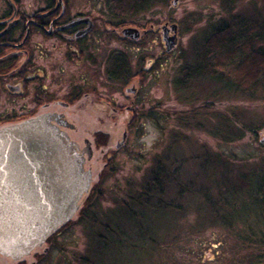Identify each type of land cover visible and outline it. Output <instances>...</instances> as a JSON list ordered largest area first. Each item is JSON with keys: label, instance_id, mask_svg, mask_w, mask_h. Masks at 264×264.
<instances>
[{"label": "rangeland", "instance_id": "obj_1", "mask_svg": "<svg viewBox=\"0 0 264 264\" xmlns=\"http://www.w3.org/2000/svg\"><path fill=\"white\" fill-rule=\"evenodd\" d=\"M170 1L150 0L148 8L119 18L145 32L137 42L121 41L118 28L101 43L102 76L94 87L118 106L133 97L134 119L125 147L93 184L85 215L51 237L41 264H264L249 261L254 250L240 242L246 232L264 230V199L257 192L264 185V67L255 77L243 67L253 57L262 65L264 0H178L173 8ZM165 22L177 26L175 48L167 53ZM225 26L236 34L226 48L229 62L213 49L207 60L215 75L196 72L203 42L213 48L211 36ZM111 57L125 66L120 82L104 76ZM238 82L247 89L235 87ZM132 87L135 95H127ZM128 121L119 120L116 129ZM150 180L159 183L160 195L144 207L140 195ZM222 180L242 188L232 209L219 207L230 224L215 222L211 212ZM119 202L132 213L117 229L110 221L122 216ZM132 214L144 216L142 226ZM202 256L210 261L202 263Z\"/></svg>", "mask_w": 264, "mask_h": 264}, {"label": "flooded vegetation", "instance_id": "obj_2", "mask_svg": "<svg viewBox=\"0 0 264 264\" xmlns=\"http://www.w3.org/2000/svg\"><path fill=\"white\" fill-rule=\"evenodd\" d=\"M172 2L173 8L178 0L173 6ZM122 4V0H0V128L48 115L51 123L75 142L83 154L84 169L97 180L101 169L106 170L111 158L125 147L127 126L135 114L133 97L128 104L118 106L113 98L100 97L94 87L102 76L97 60L103 40L115 35L118 28L138 32L137 40L120 32L124 43L137 42L145 34L132 27V21L118 22L148 8L150 0H135L131 11L127 4L120 11ZM171 26L177 29L168 22L161 27L163 45L164 27L176 40L177 30L174 33ZM175 45L176 41L173 48ZM116 53L111 51V55ZM110 60L104 76L112 83L120 82L114 75L118 58ZM131 89L132 93L125 90L127 95H135L136 89ZM125 118L129 121L116 129ZM55 119L70 126L58 125ZM124 133V142L116 149ZM86 140L89 149L85 148ZM88 199L82 202L80 217L86 213ZM51 237L20 259L0 255V264H41Z\"/></svg>", "mask_w": 264, "mask_h": 264}, {"label": "water", "instance_id": "obj_3", "mask_svg": "<svg viewBox=\"0 0 264 264\" xmlns=\"http://www.w3.org/2000/svg\"><path fill=\"white\" fill-rule=\"evenodd\" d=\"M171 29L175 33V26ZM121 33L131 40L138 38L134 29ZM167 33L164 27L165 52L175 42V36ZM260 143L264 144V137ZM85 148L89 149L88 140ZM77 150L46 114L0 128V255L13 260L28 256L79 215L98 178L84 169L83 154Z\"/></svg>", "mask_w": 264, "mask_h": 264}, {"label": "trees", "instance_id": "obj_4", "mask_svg": "<svg viewBox=\"0 0 264 264\" xmlns=\"http://www.w3.org/2000/svg\"><path fill=\"white\" fill-rule=\"evenodd\" d=\"M122 1H123V4H127L126 6L129 7L128 11H131V9L133 8L132 5L134 4L135 0H122ZM123 4L120 5V11L121 10L122 11L125 10ZM128 11H126V12H128ZM244 22H247V21H244ZM239 23H241V24H239V26H242L243 25V20L241 19V21ZM232 24H233V22L230 23V25H232ZM228 30H229L228 26L220 27V29L217 28L215 30L214 34L210 38V39L213 40V46H214L213 48H209V46L206 44V42H203V44L201 46V48H203L202 49L203 52H201L202 55L200 57L201 61L198 62V64H197L196 72L203 73V74L204 73L205 74L208 73V75H210V74L215 75V72L213 71L214 69H212L210 67L209 62L207 60V58H208L207 55H210V53L212 52L213 49L215 50L214 54H216V56L218 58L222 57L224 59V57H225L226 62L227 63L229 62V56H228V54H225L226 50H227L226 48L231 47V46L234 45L233 42L235 40V37H236L235 35L236 34L230 33V32H228ZM220 36H223L225 38V40L223 42H222V40H218L219 38H222ZM254 37H255V39L259 40V38L257 36H254ZM261 38L263 39L264 37H261ZM261 55H262V65L257 63V59L254 58V57L251 58L252 59V63H250V62H249L250 64L249 63H246V64L243 63V67L246 66V68H244L245 69V71H244L245 73L248 74L249 72H251L252 76L255 77L254 74L256 75L258 70H260L261 68L264 67V53L263 54L261 53ZM217 64H219V63H217ZM257 64H259V67H258ZM115 65H116L115 66V70H116L115 73L116 74L114 73V75H116L117 78L119 80H121L123 78L124 74H125V69H124L125 66L122 64L121 60H119V59H118V61H117V63ZM249 67L252 69V70L250 69L251 71L249 70ZM190 70L194 71L195 69L193 70L191 68H188V71H190ZM243 80L246 81L245 79H243ZM235 87H237L238 89L243 88L239 82L237 84H235ZM245 89H247V87L243 88V90H245ZM158 178L161 179L160 177H158ZM246 178L247 177H245V176L240 177L239 180H238L239 183L244 185ZM152 180H154V179H152ZM231 184L232 185H227V182L222 180V183H218V184L216 183V185H215L217 190H218V194H219V195H217V196H219L218 197L219 202H213V205H211V206H213V210H214V212L212 210H211V212L213 214V219L215 220V222H225V223L230 224L231 221H232V219L228 221V219H225L223 216H221L219 214V209H220L219 207L225 206L223 208L232 209V205H234L233 203H234V200H235L234 196H236L239 193V191L242 189V188L240 189L241 185H239L238 183H234V184L231 183ZM222 189L224 191V195H226V194H228L230 192L232 194H234L233 198H230V197L224 198V195H222ZM259 189L260 190L257 191V192L260 193L262 195L261 198L264 199V185L260 186ZM160 190H161V188L159 186V183H155L154 181H151V180L149 181L148 185H144V187L142 188V193L140 195L141 196V200L140 201H141L142 206L144 205V207H145L148 203H151L152 199H154L157 194L160 195V193H159ZM257 192H256V195L258 194ZM249 195H250V193H249ZM208 201L210 202V199ZM143 202H145L146 204H143ZM119 203L121 205L120 209H121V211L123 213H122V216H120L121 219L118 216L113 221H110L111 223H113L111 225L114 228L118 227L119 221L122 220V219H125L126 222H128V223L131 222L130 221V219H131L130 214L132 213L131 212L132 209H131L130 205L122 203V202H119ZM116 210H118V208ZM217 210H218V212H217ZM229 212L230 211H228V213ZM83 216H84V214H83ZM133 218L134 219L135 218L136 219L139 218L136 221H138V223H140L141 226H142L141 220H143L144 216L137 218V217H134V215H133ZM107 221H109V220H107ZM111 225H106V227L109 228V226H111ZM63 228H61L58 232H60ZM250 232H246V235H245L246 237L244 236V238H241L239 236L240 240H241L240 242L248 244L250 249L254 250V252L251 255L248 256V257H250L248 260L251 261V262L253 260H257L256 263H259L260 260L264 259V230L263 231H258V232H251V233ZM112 242H114V241L112 240L111 243ZM254 254H255V256H254ZM210 256H212V255L210 254ZM201 260H202V263L204 261H206V260L210 261V259H206L204 256H202Z\"/></svg>", "mask_w": 264, "mask_h": 264}]
</instances>
